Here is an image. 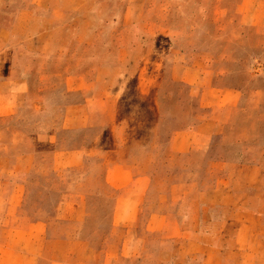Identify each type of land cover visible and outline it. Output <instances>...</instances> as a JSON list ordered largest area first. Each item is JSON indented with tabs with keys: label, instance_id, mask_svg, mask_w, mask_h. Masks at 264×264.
<instances>
[{
	"label": "crops",
	"instance_id": "obj_1",
	"mask_svg": "<svg viewBox=\"0 0 264 264\" xmlns=\"http://www.w3.org/2000/svg\"><path fill=\"white\" fill-rule=\"evenodd\" d=\"M73 2L0 0V264H142V231L179 242L171 260L159 252L156 264H264V126H254L244 98L252 87L224 80L218 59L179 51L160 68L162 80L185 87L177 112L164 110L159 84L149 77L142 84V75L138 100L123 112V56L78 65L79 44L94 37L75 36ZM217 8L240 26L264 30V0L219 1ZM119 28L129 38L101 43L135 45L140 59L152 55L145 47L158 44L159 23L122 21ZM190 28L177 35L189 40ZM39 56L57 67L36 69ZM46 89L58 92L51 104ZM214 143L231 149L216 151L206 167ZM161 152L165 191L142 216ZM209 171L211 183L202 178ZM34 187L58 192L50 210L45 200H30ZM98 200L110 201L106 224L92 211Z\"/></svg>",
	"mask_w": 264,
	"mask_h": 264
},
{
	"label": "rangeland",
	"instance_id": "obj_2",
	"mask_svg": "<svg viewBox=\"0 0 264 264\" xmlns=\"http://www.w3.org/2000/svg\"><path fill=\"white\" fill-rule=\"evenodd\" d=\"M219 1L224 2L229 7L235 0H74L68 19L78 26L75 36L79 38L94 37V44L92 45L82 46V44H79L78 47H81L79 59H84H78V65L85 67L87 62L94 61L96 63V61L105 60L109 64H113L115 62L114 59L118 57V54H121L123 56V62L126 63V71L117 83L121 82L120 84L125 88V91L121 93L122 97L120 100L123 112L138 100V95H135L134 85H136L139 75H142V79L145 80L144 82L142 81V84H145L146 78L148 77L152 80L153 85L159 84L160 92L158 96L165 111L171 110L172 112H177L179 107L174 106V104L178 102V97L183 95L182 92L185 87L182 84L161 79L160 68L162 67L164 59L179 51L200 53L208 58L209 63H211L210 60L212 59H218L220 61L217 62L219 65L216 63L218 65L217 67L225 68L228 71V76H225L224 80L231 82V79H233V82L241 85L248 84L252 87L251 90L253 91L245 95L244 98H247L246 101L250 102L248 110L253 118L254 126L258 130L260 128L263 129L264 30L240 26L235 19L230 21L231 19H227L225 14L218 12L217 3ZM125 6L128 7L127 14V7ZM135 20L151 21L159 23L160 25L158 44L149 46V48L145 47L146 52L152 51V55L148 57L149 59L138 58L135 45H120L114 43L115 41L113 39L110 44L101 43L103 38L105 40L109 36L111 38L122 36L129 38V30L123 33V28H119L120 23L122 21L134 22ZM167 23L170 24V29L166 27ZM189 24H191V28L187 32L189 40H186L182 35L177 34L187 29ZM38 29L35 27L30 31L34 34L39 31ZM134 30L140 31L141 29L132 28L130 33ZM88 56H91L92 59H88ZM53 59L42 62L43 59L41 60V57L38 58L36 60V69L56 68L57 66L55 67V64L57 61ZM140 64L142 65L141 67H139ZM57 85L59 87V84ZM53 90H45L48 94L49 104L55 100V95L58 94V92ZM153 95L154 93L152 94V92L146 93L147 97ZM53 111L52 109H47L46 112H48L49 117H54ZM132 111H134V108ZM19 115L21 116V113ZM130 116L134 118V114L131 113ZM222 146L215 143L212 145L208 153L210 156L206 157L204 163L206 167L212 166L211 163L214 161L215 154H217L216 151L229 152L231 149L230 146L229 148ZM154 164L160 172L155 173V187L150 189L148 192L149 199L142 205L140 211L142 216L152 208L153 201L151 199L154 195L158 192L165 191L164 186L166 185L167 174L164 170L167 168V163L163 152L156 154ZM214 175L212 171L204 172L202 175L203 181L211 183ZM29 197L30 200H45L48 204L44 203L42 208L50 210L52 208V202L58 197V192H46V190H38L37 187H34ZM109 206L110 201L108 200H98L93 206L92 211L101 217V222L104 224L107 223ZM36 207L39 208L41 206ZM37 208L34 209L37 210ZM138 224L136 229L141 232L143 227L141 225L142 221H139ZM141 233H143L142 240L144 241L145 251L143 253L142 264L158 263L155 258L157 256L159 257V252H162L161 257H169L168 260H171L173 254H177L179 242L175 238L165 237L160 233L154 234L143 231ZM163 262L161 261L160 263ZM194 262H197V258H194Z\"/></svg>",
	"mask_w": 264,
	"mask_h": 264
}]
</instances>
